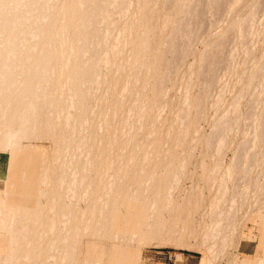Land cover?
Here are the masks:
<instances>
[{"label":"bare ground","instance_id":"bare-ground-1","mask_svg":"<svg viewBox=\"0 0 264 264\" xmlns=\"http://www.w3.org/2000/svg\"><path fill=\"white\" fill-rule=\"evenodd\" d=\"M240 3L235 0L229 12L231 29L239 39L262 36L255 2L235 17ZM157 5L156 0H0V264H143L141 251L129 244L157 240L162 218L176 207L183 233L189 230L204 246L201 264L225 257L238 238V225L247 222L261 227L262 236L242 264H264V185L260 178L251 180L262 175L264 165H245L242 171L249 178L231 196L233 171L239 169L213 163L205 177L206 188L216 190L208 211L201 210L203 191L184 197L182 204L177 199L192 131L181 129L173 147L176 126L161 130L168 123L170 91L150 96L164 82L153 65ZM168 19L160 30L168 28ZM184 25L177 26V34L189 31ZM228 70L210 106L219 131L231 115H240L248 93L253 91L256 110L264 91L262 82L252 83L256 71H264V56L250 68L235 64ZM186 78L179 80L181 90L191 81ZM240 85L246 88L240 91ZM188 95L178 116L184 125L192 114ZM260 120L256 117L254 124ZM234 121L225 128L230 134L242 119ZM215 131L212 138H218L211 147L218 156L230 134L224 138L223 131ZM193 135L196 146L201 132ZM38 139L52 143L48 153L21 145ZM251 153L246 158H256Z\"/></svg>","mask_w":264,"mask_h":264},{"label":"rangeland","instance_id":"rangeland-1","mask_svg":"<svg viewBox=\"0 0 264 264\" xmlns=\"http://www.w3.org/2000/svg\"><path fill=\"white\" fill-rule=\"evenodd\" d=\"M204 1L206 0H202V1L172 0L173 2L172 3L169 2V0H156L158 4L157 5L158 16L154 19V24L155 27H157V29L153 44L157 48L156 52L158 54V58L159 57L160 58L159 60L157 58L153 65L156 68V74L158 75V73H160V75L164 77L163 80L164 82L161 86L156 87V89L153 92H151L150 96L153 98L159 97L162 93H165L167 90L170 91V96L167 101L168 110L165 116L166 118H168V123L165 126H163L161 130L166 131L171 126H176V128L178 129V133L176 134V137L172 144L173 147L177 146L176 142L181 135L180 133L181 129L188 127L192 131V134L188 139L189 141L187 143L188 145L186 148H184L185 152H183L184 155L182 158L186 157V173H185L186 177L182 182V185L180 187V192L177 194L178 201H180V203L182 204L184 197H190L191 194L195 193L196 191H203L205 198V205L201 208V210L208 211L209 198L212 195L213 196L216 195V190H210L206 188L205 177L208 175L209 167H211L213 163L219 164L224 169L228 166L232 167V169H239L238 171L237 170L233 171V177L230 183L232 188L231 196L235 194L236 187L244 184L249 178V176L242 171L245 165L247 166L250 164H251L250 166H252V164L253 165L257 164V166L264 165V161H263L264 160V153H263L264 152V130H263L264 122H262L264 121V117H263L264 91L262 92L261 95V101L259 107L256 108V110L254 109V105H253L255 97L253 96V91H251V93H248L241 101L242 110L241 113L239 112L240 115L239 114L231 115L227 120L226 125L224 123L221 126L223 131L222 137L225 138L226 135L230 134L228 131L225 130V128L228 127V125L232 128L233 127L232 124L235 122L234 120L242 119V121L238 125H236V123L234 124V126L236 125L239 129L237 132L233 131L230 134L229 139H227L228 147L225 150H223V152L218 156H217L216 146L214 148L213 145L212 146L213 149H211L212 148L211 145L218 138V137L215 138L216 135H214V131L216 130L215 133L218 134L220 133L221 129L219 128L220 129L219 131L218 129L214 128L212 122L215 117V112L214 110L210 109L213 100H215V97L219 93L220 87H222V85L226 83L225 79L227 78L226 75L229 72L228 69H231L235 64L241 65L242 68L245 66L250 68L252 66L253 60H255L257 63L262 59V57L264 56V34L260 37H256L255 39H250L249 35L245 34L242 39H239L238 37L239 34H236L234 30H232L230 27V25L232 24V20L230 18L231 15L229 14V12L232 6L234 5L235 0H232V3L230 0H207L206 2ZM253 1L255 2L253 13L258 28V26H261L262 23L264 25V0H240L241 3L235 12V17H237L238 15H242L243 12L245 13L246 9L251 5V3H253ZM168 2H169V7H167ZM220 2L223 3L219 5ZM205 3L208 9L205 8L206 7ZM215 4H216V8H214ZM225 4L227 5L225 6ZM193 5L196 6L195 10L193 8ZM200 5L205 6V7H201L203 10L199 9ZM204 8H205V12H202L204 11ZM213 8L216 9L215 10L216 12L213 11L214 10ZM190 9H192L193 11H191ZM200 10H201L202 18L201 15L198 14V11L200 13ZM224 10L226 12H224ZM206 13L209 16V17L207 16V18H205ZM221 15L222 17H220ZM179 16L181 18H179ZM194 17L196 20L199 18L201 19L195 22L196 20L194 19ZM167 19H168L167 21L168 28H166L165 30H160V26L164 24ZM188 19L190 20V22ZM205 19L209 21L207 22ZM185 20H187V22ZM205 21L209 23V25H207ZM179 24L188 27L187 30L189 31L185 32L183 29H181L180 31L181 34H177L178 32L177 26H179ZM175 30H177V32ZM178 36H180V38ZM231 37H233V39ZM163 38L164 41L168 40L167 46L165 45V42L163 44ZM170 39H173L172 42ZM178 40L180 41L181 46H179V43L178 44L176 43ZM177 45L178 47L176 48L175 46ZM237 45H239L238 48L240 49L241 52L236 57L233 54ZM255 45H257V47L255 49V53H253V49H254L253 47ZM188 48L189 51H187ZM169 49L171 52L169 51ZM177 49H179L180 52L182 53H180L179 50ZM233 56L234 59L236 60L233 59ZM205 59L207 60L205 61ZM231 63H233V65ZM169 66L173 67L174 69L169 71L168 70ZM202 70L207 72L204 73ZM260 71L261 70H257L256 73L254 74V81L252 82L254 83L253 87L261 82L262 85H264V71H261V73ZM172 72L174 74H171ZM203 74L206 76V78L202 77ZM183 76L187 77L186 79L190 78L191 81L187 85L185 84L186 86L184 85L185 87L181 90V87L179 86V80H181ZM202 78L203 79L205 78L204 79L205 83ZM213 78L215 79L213 80ZM249 79L250 77L248 76L246 80ZM187 86L189 87L186 91L185 88ZM214 86L215 89L213 88ZM245 88H246L245 86H241V85L240 87H238L240 91L244 90ZM212 89L214 90L213 93H211ZM186 93H188L191 97L192 114H191L190 122L184 125L182 124V122L178 121V116L181 117L183 113ZM252 108L254 110H252ZM204 110L206 111V113L203 116L202 112ZM171 111L173 112V114L170 113ZM248 112L251 115H249ZM247 115L252 117L250 118ZM256 117L260 118L261 120L259 123L254 124V120ZM248 122L250 125L247 124V126L249 127L246 126V123ZM196 129H198L201 132V138L198 144L196 146H193L191 141L194 138L193 133L195 132ZM251 129H253V132ZM217 131L219 132L217 133ZM212 135L215 136V137L213 136L214 140L212 138ZM155 143L156 144L159 143V138H156ZM21 145L31 146L36 151L42 153H48L50 151L52 143L49 140L38 139V140H24L21 143ZM254 149L256 152H254ZM250 153L252 155L254 153L256 158L254 159L250 157L246 158L248 157L247 155ZM251 160L252 161L254 160L253 161L254 163H250ZM177 163L178 162H176V164ZM202 164L205 167L202 168ZM238 164H242V165H238ZM223 172L224 171H221V174H223ZM256 175L257 176H255V178L251 177V180L255 181V179L258 180L260 178L258 181H260V183L264 185V172L262 173V175L261 173ZM236 179L238 180L237 183H236ZM178 211H179V207H176L175 211L171 212L170 214L166 213L164 215V218H162L164 220L162 225L163 230L161 231V235L158 237L157 240H154L148 244H144L143 246H138L136 244H129L130 247L141 251L143 264H182L181 262L183 260V257H188V255L196 256V257L202 256L200 260V264H201L202 259L206 254V251L204 250V246H202L201 243L199 244L197 242V239L195 238L194 234L190 233L189 230L183 233V229H182L183 227L181 228L183 224L181 225L176 223L177 218L179 216ZM197 217L200 218V215L199 216L195 215V218ZM238 232H239L238 238L229 247V250L225 255V257L218 259L216 264H242V261L245 258H248L247 256H244L242 255V253H240L241 250L243 249L245 250L242 244L244 243L248 244L249 250H251L254 244L255 246L258 245L260 238L262 236V228L259 227L258 225L254 226L253 222H247L246 224L238 225Z\"/></svg>","mask_w":264,"mask_h":264},{"label":"crops","instance_id":"crops-1","mask_svg":"<svg viewBox=\"0 0 264 264\" xmlns=\"http://www.w3.org/2000/svg\"><path fill=\"white\" fill-rule=\"evenodd\" d=\"M245 245H246V249L241 250L243 252L240 251V253H242V255H244V256L250 257L254 247H252L251 250H249L248 244L244 243V246ZM253 246H255V244ZM201 257L188 255V257H183V260L181 263L182 264H200ZM192 259H194V260H192Z\"/></svg>","mask_w":264,"mask_h":264}]
</instances>
